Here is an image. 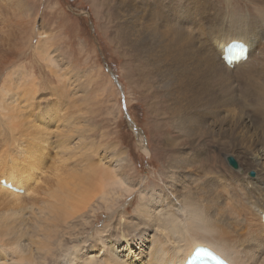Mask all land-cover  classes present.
Returning <instances> with one entry per match:
<instances>
[{
    "label": "bare ground",
    "instance_id": "1",
    "mask_svg": "<svg viewBox=\"0 0 264 264\" xmlns=\"http://www.w3.org/2000/svg\"><path fill=\"white\" fill-rule=\"evenodd\" d=\"M250 1L264 6V0ZM211 2H99L107 8L102 11L108 14L103 16L106 23L114 25L113 40L125 57V75L149 110L169 119L178 135L166 134L163 140L169 154L164 166L168 189L162 195L148 192L152 198L141 197L133 216L93 238L98 198L106 202L117 189L130 188L120 172L126 153L118 152L116 163L107 155L96 159L93 152L98 150L85 155L89 147L72 140L86 138L84 102H66L74 82L58 72L46 36L36 51L58 85L44 90L25 65L14 67L24 49L12 42L23 24L20 19L13 24L9 13L22 10L25 2L0 0V180L24 190L17 193L0 184V264H186L199 246L231 264H264V13L253 16L233 7L221 11ZM23 23L26 27L28 21ZM234 40L246 43L249 52L245 61L230 68L222 54ZM157 125L155 131L160 130ZM134 130L149 156L145 133L138 126ZM223 140L255 166L254 177L246 178L249 168L240 164L237 176L228 172L226 179L219 174L209 147ZM12 148L15 155L7 159L5 153ZM85 157L96 163H87ZM204 177L205 195L195 191ZM24 195L33 200L32 217L17 200ZM89 215L93 222H88ZM89 226L92 230H86ZM118 239L126 243L122 253L135 247L131 257L116 256ZM19 246L22 254L11 253Z\"/></svg>",
    "mask_w": 264,
    "mask_h": 264
},
{
    "label": "rangeland",
    "instance_id": "2",
    "mask_svg": "<svg viewBox=\"0 0 264 264\" xmlns=\"http://www.w3.org/2000/svg\"><path fill=\"white\" fill-rule=\"evenodd\" d=\"M100 1L23 0L25 6H23L24 8L22 7V10H19L20 13H18L19 11L12 13V15L9 13V19L13 24H16L17 19H20V23L23 24L22 29L18 32L19 35L15 33L18 39L12 42V44H16L17 49L20 51L24 49L23 54L15 58L17 63L14 64V67L25 65L27 71L32 72L37 80L40 81L42 88H45L44 90L50 91L51 88L49 86L58 85L57 77H53L50 71L51 67L36 51L41 37L46 36L43 40L49 45V52L54 55L53 57L55 61H57L58 72L60 75L64 73L69 78V82H74L72 86L74 90L70 91L72 95L68 96L70 99L65 101L70 103L74 101L77 103L84 102L83 108L86 113V119L84 118L85 122H82L84 125L82 124L83 126H81L86 130L88 129L87 131L85 130L83 134L89 141H87L86 138H84L86 141H84V139L81 140L80 137H74L72 140L76 144L79 143L80 145V143H82L81 145L89 147V149H86L85 155H92L93 153V155L98 154L96 159L101 157L104 158V156L107 155L108 160H110L111 157L112 161L116 163L117 160L113 158L119 156L118 152L121 151V153H126V158L122 164L123 168L120 166V172L125 179L128 180V185L125 186L130 188H128V190L117 189L118 193H114L115 195H112V198L106 202H100L98 198L97 205L99 207L97 211L93 213L96 221L93 222L94 218L90 215L88 216V222L94 223L93 230L90 226L86 229L92 230L93 238L100 236V232L103 230L108 233L110 229L112 230L113 225L117 221L120 220L117 223H121L125 219H129V216H133L136 213V209L140 207L141 197L151 199V194L162 195L161 193L165 191V188L168 189L170 184L166 180L167 175L164 172V166L166 160L169 158V154L164 152L163 140L166 134L172 136L178 135L177 131L171 127L172 125L169 119L159 118L162 117L160 116L162 115L160 112H156L154 115L152 111L149 110L145 99L140 98V94L135 85L133 86V83L130 82V78L125 75V73H127L125 57L122 56L121 52L116 48L112 33L114 25L106 23V19L103 16H108V14H104L102 11L106 12L107 8H102V5L100 7ZM211 4L215 8L218 7L221 11H225L227 7L229 11H231L230 9L233 7L234 12L240 11L244 14L251 13L253 16L264 13V6L256 5L250 0H212ZM227 4L232 5L229 6ZM97 7L101 9L100 14L96 13L95 8ZM3 15H6V12ZM2 17L3 16H0V18ZM25 21H28L26 27H24L25 24L23 23ZM6 73L7 71H4L2 76H5ZM1 81L2 79H0V82ZM69 105H72V103ZM73 105H75V103H73ZM92 106L94 107L92 108ZM93 111H95V113ZM159 123L160 126L157 125ZM156 125L160 127L159 131L158 129L155 131ZM134 126H138L140 130L145 133L151 149L149 156L145 153L143 147H141L142 145L139 144V136L135 132ZM241 127L244 128L243 125ZM161 128L163 130H161ZM203 138L210 141V139L206 137ZM223 142L224 143L221 144L220 142H215L220 146L212 143L209 147V152H211L218 161L215 163L216 166H218L216 168L219 174L227 179L226 175L228 174L230 176V172L233 173V176H237L234 174L242 173L233 170L227 165L225 157L230 155L235 157L240 165L249 168L246 172V178H249L248 172L252 170L255 171V166L252 165L250 167L247 164V159L239 152L238 147L236 148V146L228 143L229 147L227 148V143L224 140ZM189 148L190 147H187V149ZM2 149L4 148L1 147L0 152ZM93 151H97V153ZM89 152L90 154H88ZM1 154L2 152L0 153V157ZM108 154H110V156ZM14 155L13 148L5 153L7 159ZM90 160L92 161L90 157H85L87 163H89ZM215 163L212 164L215 165ZM210 168L212 169L213 166L210 167V165H208L207 169ZM205 180V177L199 178L200 182L196 185L199 187L195 188V191L204 195L208 188L207 184H202L205 183ZM41 182L42 180H40V183ZM17 200L24 202L27 207L26 213L30 214L28 215L29 217H32L31 215L34 209L30 207V205H32L30 203L33 202V200L31 201L30 195H24V199ZM129 202L130 205L127 204ZM125 205L128 206L127 214L123 212ZM113 214L114 216L112 217L111 215ZM110 216L113 220L109 219ZM110 222L113 224L110 225ZM116 226L118 228L122 227L117 224ZM107 228L110 229L108 230ZM103 236L106 238V233ZM115 242L113 243L117 244L115 248L116 256L126 257L130 253V250L133 251L135 248L134 246L132 247L133 249L131 248L130 250L124 248L126 253H122L121 246H125L126 243H124V241L121 243L120 239ZM119 250H121V252ZM0 252L2 253L1 256H3L4 251L1 249ZM11 253H15L16 255L22 254L21 246ZM104 254V248H102L101 256H104ZM129 256L131 257V254H129ZM125 257L124 259H126Z\"/></svg>",
    "mask_w": 264,
    "mask_h": 264
},
{
    "label": "water",
    "instance_id": "3",
    "mask_svg": "<svg viewBox=\"0 0 264 264\" xmlns=\"http://www.w3.org/2000/svg\"><path fill=\"white\" fill-rule=\"evenodd\" d=\"M225 160L227 162V165L231 167L233 170L240 171L239 170L241 169L240 165L238 161L235 159V157L228 155L225 157ZM255 175H256V172L254 170L248 172L249 177H254Z\"/></svg>",
    "mask_w": 264,
    "mask_h": 264
}]
</instances>
